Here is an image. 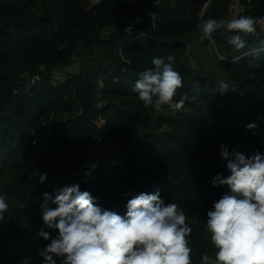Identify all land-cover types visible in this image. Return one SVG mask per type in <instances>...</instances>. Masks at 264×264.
Wrapping results in <instances>:
<instances>
[{
    "label": "trees",
    "instance_id": "16d2710c",
    "mask_svg": "<svg viewBox=\"0 0 264 264\" xmlns=\"http://www.w3.org/2000/svg\"><path fill=\"white\" fill-rule=\"evenodd\" d=\"M242 2V15H264V0ZM230 3L0 0V194L9 204L0 221V264H44L38 253L50 240L28 233L19 210L42 220L43 194L74 184L101 209L121 216L135 195L159 191L165 205L184 211L192 228V264H201L205 252L214 256L207 212L230 192L212 184L217 175H230L221 144L229 152L238 146L246 157L264 154V52L232 62L241 53L228 43L235 33L223 29L205 40L213 45L216 68L207 70L194 57L197 50H190L202 20L231 19ZM243 38L258 46L264 31L257 26ZM170 55L183 80L174 99L186 94L189 100L180 112L145 108L134 84L154 68V58L167 63ZM56 73L64 78L54 84ZM219 80L230 85L227 94L214 91ZM252 122L257 128L247 130ZM111 139L121 154L96 169L78 163L81 142ZM35 150L38 162L30 159Z\"/></svg>",
    "mask_w": 264,
    "mask_h": 264
},
{
    "label": "clouds",
    "instance_id": "9594fccd",
    "mask_svg": "<svg viewBox=\"0 0 264 264\" xmlns=\"http://www.w3.org/2000/svg\"><path fill=\"white\" fill-rule=\"evenodd\" d=\"M257 26L264 31V15L209 18L202 20L198 28L201 41L212 40L213 33L221 29L235 33L228 37V43L241 53L232 58L237 62L247 56L258 58L264 52V41L258 46L249 45L243 38L254 35ZM217 56L225 60L219 51ZM174 59L170 55L166 63L154 58V68L140 73L133 91L145 108L157 112L163 106L175 112L184 109L189 97L185 94L174 99L183 87L182 76L172 66ZM229 87L219 80L214 91L227 94ZM256 128L255 122L246 125L247 130ZM220 155L227 161L230 175H217L212 184L227 185L230 192L207 212L206 230L216 251L214 256L203 253L201 264H264V154L254 152L246 157L229 152L221 144ZM46 178L47 173L42 174L40 183ZM49 202L56 207H49ZM126 207L123 216L103 210L90 192L81 191L77 184L57 189L54 196L45 192L41 205L44 227L38 230L41 238L50 240L38 253L44 264H57L54 257L61 258V264H192V228L176 203L165 205L159 191L142 192L129 199ZM8 209L5 195L0 194V221H4ZM45 227L58 230V234L51 237Z\"/></svg>",
    "mask_w": 264,
    "mask_h": 264
},
{
    "label": "rangeland",
    "instance_id": "374dc122",
    "mask_svg": "<svg viewBox=\"0 0 264 264\" xmlns=\"http://www.w3.org/2000/svg\"><path fill=\"white\" fill-rule=\"evenodd\" d=\"M241 7V3L239 6ZM242 14L235 10H231V16L230 18H238ZM202 35L200 29H198L192 36L191 39V48L190 50L196 49L197 52H194V57L200 61V63L205 67L207 70L216 68V60L215 56L213 54V45L209 43L208 45L205 43V40L201 41L200 36ZM81 58H77L75 60L76 63H80ZM92 144H84V146H79V148L76 149L75 156L77 158L78 163H80L82 166L84 165H96V168L107 162V159L112 156V153L109 149H103L101 151H90ZM93 168V167H92ZM21 213H19L20 219L25 223L26 225V231L28 233H33L34 235H38V230L41 227H44L43 220H38L35 216L26 213L22 209H20ZM45 231L49 232L52 237H55L58 233H52L48 230V228L45 227ZM39 236V235H38ZM40 237V236H39ZM41 238V237H40ZM44 240L43 238H41ZM46 241V240H44Z\"/></svg>",
    "mask_w": 264,
    "mask_h": 264
},
{
    "label": "built area",
    "instance_id": "2783aa9c",
    "mask_svg": "<svg viewBox=\"0 0 264 264\" xmlns=\"http://www.w3.org/2000/svg\"><path fill=\"white\" fill-rule=\"evenodd\" d=\"M99 0H92V2H93V4L94 3H97ZM240 3H241V7H236V6H239L240 5ZM155 4V3H154ZM229 14H228V16H229V18H230V16H231V10H235V9H237V11L239 12V13H241V14H243V11H244V6H243V2H242V0H231V3H230V6H229ZM146 15H153V12H152V10H150V9H147L146 10ZM136 17V19L137 20H142V17H141V15H136L135 16ZM232 19V18H231ZM40 77H39V75H36L34 78H33V81H36V80H38ZM63 75L61 74V73H56L54 76H53V83L54 84H56L57 82H61L62 80H63ZM84 144H92V146H91V148L90 149H92V150H90V151H101V150H103V149H109L110 150V152L112 153V155L113 156H117V155H119V154H121V147H120V145H119V143L117 142V141H115V140H109V142H103V141H99L98 143H96V142H92V141H83V142H81V146H84ZM36 149H38V148H36ZM36 151V150H35ZM30 154L29 155H31L32 157H30V159L32 160V159H34L36 162H38V156H39V152H38V150L36 151V152H34V154L32 155L31 153L32 152H29ZM19 264H33V263H30V262H28V261H23V262H21V263H19Z\"/></svg>",
    "mask_w": 264,
    "mask_h": 264
},
{
    "label": "water",
    "instance_id": "95a60500",
    "mask_svg": "<svg viewBox=\"0 0 264 264\" xmlns=\"http://www.w3.org/2000/svg\"><path fill=\"white\" fill-rule=\"evenodd\" d=\"M183 60L186 62L187 61V57L186 56H183ZM238 151V146H236L234 148V152H237Z\"/></svg>",
    "mask_w": 264,
    "mask_h": 264
}]
</instances>
